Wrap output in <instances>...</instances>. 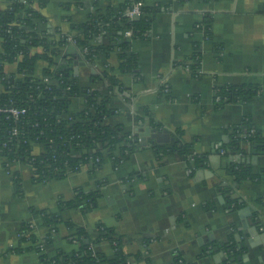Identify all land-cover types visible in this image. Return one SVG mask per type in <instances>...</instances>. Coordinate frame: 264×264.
I'll return each mask as SVG.
<instances>
[{"label": "crops", "instance_id": "1", "mask_svg": "<svg viewBox=\"0 0 264 264\" xmlns=\"http://www.w3.org/2000/svg\"><path fill=\"white\" fill-rule=\"evenodd\" d=\"M7 1L0 0V7ZM33 1L43 19L39 31L55 38L67 36L54 65L71 73L82 88L110 94L112 125H121L132 138L145 126L154 127L157 137L148 135L145 146L136 142L138 147L118 166L104 151L95 171L84 165L46 182L34 181L29 164L6 165L0 156V264H45L34 250H12L22 223H33L37 238L44 239L47 229L34 211H54L59 201L72 199L76 191L88 193L96 187L100 196L94 209L68 208L62 217L92 235L97 223L113 227L128 256L140 253L151 264H173L178 258L191 264H264V154L254 153L247 141L240 143L238 156L255 175L236 184L225 171L229 156L220 153L231 129L244 117L264 134V0H143L147 6L167 10L155 16L145 37L130 40L128 53L136 60L132 71L120 69V31L94 40L110 49L91 61L83 59L72 39L78 32L73 24L84 22L95 2L104 6L109 0ZM206 19L210 38L198 26ZM196 44L200 75L185 67L192 62ZM76 60L84 64H74ZM45 66L38 60L34 75L42 76ZM4 69L14 72L16 63H7ZM105 71L119 83L111 93ZM162 81L168 84L167 93ZM226 85H252L259 91L244 102L217 106L215 90ZM84 101L82 95L72 98L69 113L79 112ZM177 128L193 153L204 156L205 162L193 172L175 155L158 157L150 144H172ZM41 150V145L33 144L34 153ZM231 200L239 201V206H232ZM69 233L61 224L59 235ZM231 236L242 251L226 260L219 245ZM213 244L215 249L206 252ZM60 245L52 242L43 253L53 257ZM94 249L107 258L115 252L106 239Z\"/></svg>", "mask_w": 264, "mask_h": 264}, {"label": "trees", "instance_id": "2", "mask_svg": "<svg viewBox=\"0 0 264 264\" xmlns=\"http://www.w3.org/2000/svg\"><path fill=\"white\" fill-rule=\"evenodd\" d=\"M9 1L10 4L0 7V106L18 107L24 113L17 118L8 113H0V156L5 159L4 163L8 165L14 160L29 163L35 182L62 179L79 171L82 166L89 165L90 161L94 164L90 167L91 171H95L104 160V151L113 166H118L138 145L121 125H112L108 121L113 111L108 105L110 94L102 95L95 89L82 88L71 73L54 65L55 56L60 46L67 41V36L55 38L45 31H39L38 23L43 19L39 11L28 6L35 3L33 0H26L28 4L24 0ZM138 1L141 2L140 15L128 17L126 9ZM159 8V5L147 6L143 0H109L104 6H97L95 2L86 20L73 24L78 32L72 39L80 47L85 59L91 61L94 56L110 49L94 40L120 31L123 38L120 44V69L132 71L136 67V60L134 55L128 53L130 40L145 37L152 21L160 12ZM207 23L206 19L202 25L207 38H210ZM127 30L132 31L131 38L125 36ZM198 47V44L194 47L192 68L200 66L201 54ZM38 60L46 63L40 77L34 75ZM14 62L16 70L6 72L4 65ZM104 77L109 82L111 93L119 83L108 71L104 72ZM258 91V87L252 85L221 86L215 90V96L219 97L216 105L244 102ZM77 95L84 96V107L76 114L69 113L72 98ZM251 129H254L252 133ZM14 130L16 133H13ZM181 137L182 130L177 128L172 144H150L158 157L175 155L193 172L205 162L204 156L193 153L191 143L183 141ZM243 141L252 146L254 153L264 154V134L251 124L249 118L244 117L231 129L229 141L221 146L223 155H238ZM33 144L41 145V152L34 153ZM230 160L225 171L233 177L236 184L254 177L255 174L240 158ZM15 179L18 181V177ZM224 189L228 191L230 187L224 186ZM99 196L98 187L88 193L78 190L72 199L59 201L54 211H34V214L40 215L42 224L47 229L44 239L37 238L34 228L30 226L31 222H24L12 250H34L45 264H151L140 253L132 256L123 253L120 237L113 227L97 223L96 235H92L90 230L63 219L62 211L68 208L82 212L94 209ZM229 203L234 207L239 206L237 200ZM61 224L70 230L69 234L59 235ZM102 239L108 240L114 248L112 258H107L94 249V245ZM56 241L62 245L58 246L53 257H47L43 253L44 247ZM219 248L226 253V260L238 257L242 251V245L232 236L229 241L219 245ZM214 249L213 244L205 250L208 252ZM173 264L191 263L183 259L180 262L178 258Z\"/></svg>", "mask_w": 264, "mask_h": 264}, {"label": "built area", "instance_id": "3", "mask_svg": "<svg viewBox=\"0 0 264 264\" xmlns=\"http://www.w3.org/2000/svg\"><path fill=\"white\" fill-rule=\"evenodd\" d=\"M24 3H26V0L23 1ZM10 4V1H7L6 5ZM28 4V3H26ZM140 5H141V2H135L132 4V6L128 9H126V12L125 14L130 17V18H134V17H137L138 15H140ZM28 6H32L31 4H28ZM160 12L161 11H165L167 10L166 7H163L161 6L160 8ZM198 26L200 28H203V31L205 33V29H204V26L202 24H198ZM125 36L126 37H132V31L131 30H127L125 31ZM205 37H207V35L205 34ZM85 51V49H84ZM192 62H188V64L185 65V67L187 69H189L192 73L196 74V75H200L202 73V69L200 68V66H197L195 68H192ZM44 79L46 80L47 77H44ZM162 90L167 93L168 92V84L166 83V81H162ZM215 101H219V97L218 96H215ZM0 113H8V114H11L13 117L17 118L19 115L23 114L24 113V110L23 109H20L18 107H12V106H7V107H1L0 106ZM254 131V129H251L250 132L252 133ZM13 133H16V131L14 130ZM220 153L223 154L224 153V150L223 149H220ZM234 158V156H232V159ZM17 161H13L12 163H15ZM29 164V163H27ZM30 165V164H29ZM90 166L94 165L93 164V161H90ZM31 166V165H30ZM32 169V168H31ZM32 173H33V170H32ZM34 175V173H33ZM30 226L35 228L34 224L33 223H30ZM20 236V233L18 234V237ZM42 246V245H41ZM180 262H182V259H179Z\"/></svg>", "mask_w": 264, "mask_h": 264}, {"label": "water", "instance_id": "4", "mask_svg": "<svg viewBox=\"0 0 264 264\" xmlns=\"http://www.w3.org/2000/svg\"><path fill=\"white\" fill-rule=\"evenodd\" d=\"M83 59H85L84 56H83ZM74 64H77V65L81 64L82 65V64H84V62L83 61L80 62V61L76 60L74 62ZM156 131H157V129L154 128V127L151 128L149 126H145L144 131H140L138 133H134V137L132 139H133V141L138 142L139 145L145 146L146 143H147V136L148 135H151L152 137H157V136H155L156 135ZM229 158L232 159V155H229ZM235 158H236V156H235ZM238 158H240V160L242 162L245 161V159L243 157H240V156L237 155L236 159H238Z\"/></svg>", "mask_w": 264, "mask_h": 264}]
</instances>
